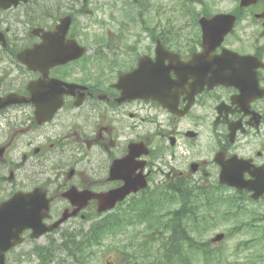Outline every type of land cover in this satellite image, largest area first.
Wrapping results in <instances>:
<instances>
[{
  "label": "flooded vegetation",
  "instance_id": "af4514ba",
  "mask_svg": "<svg viewBox=\"0 0 264 264\" xmlns=\"http://www.w3.org/2000/svg\"><path fill=\"white\" fill-rule=\"evenodd\" d=\"M190 2L114 0L133 21L85 35L80 15L101 1L0 0L3 264H82L78 252L93 251L67 240L108 235L107 215L142 189L105 213L99 198L129 181L214 184L264 227V0ZM64 20L66 41H86L80 59L63 61L54 32ZM34 190L49 200L38 227L76 212L37 239L30 206L12 199Z\"/></svg>",
  "mask_w": 264,
  "mask_h": 264
},
{
  "label": "trees",
  "instance_id": "16d2710c",
  "mask_svg": "<svg viewBox=\"0 0 264 264\" xmlns=\"http://www.w3.org/2000/svg\"><path fill=\"white\" fill-rule=\"evenodd\" d=\"M165 189V188H163ZM168 190V189H166ZM178 191V200H175L179 207L175 209L173 212L172 218L167 221H161L160 224H163L165 229V232L167 233L166 236V242L170 246H172L174 250V254H166L164 255V258H167V262L169 264H190V255L194 254V250L202 249L205 256V261L207 264L215 262L213 260H216V256L213 253L207 254L203 248L205 243H197L196 239L192 237L191 232L195 230L194 227H199L202 225V231L197 229V232H206L209 229H212L218 224V221L208 220L205 219L204 222L199 223L198 220H196V216L198 215L196 213L197 206L199 207L200 203V190L197 191L195 194H193L191 189H186L185 187H182L178 190H174L173 192ZM166 192L164 191H161ZM207 209L210 211L211 209L216 210L215 202L212 200L210 202H207L206 204ZM131 208H135V212L137 213L136 218L138 220H142L145 209L147 210L144 203L138 204L135 206H130ZM207 211V210H206ZM180 216V217H179ZM119 215H116L112 217L111 219L115 220L117 222ZM189 218V222H186L185 219ZM229 218V217H228ZM226 218V219H228ZM200 224V225H199ZM188 226H190V234L188 231ZM96 239V238H95ZM202 245V248L200 246ZM197 252V251H196ZM135 256V254H133ZM218 262L221 261V257L217 259Z\"/></svg>",
  "mask_w": 264,
  "mask_h": 264
},
{
  "label": "rangeland",
  "instance_id": "374dc122",
  "mask_svg": "<svg viewBox=\"0 0 264 264\" xmlns=\"http://www.w3.org/2000/svg\"><path fill=\"white\" fill-rule=\"evenodd\" d=\"M102 1L103 4L101 7L97 8L95 10V14L99 18L104 19V25H102L103 28L106 30H113L118 27V22L121 19V13L119 9H113L111 8L110 4L113 0H97ZM108 4V5H105ZM111 15L113 18H111ZM89 19V16H81L80 21L86 22ZM99 32H103L104 29L98 28L95 26ZM109 32V31H108ZM247 217L244 218L246 220ZM231 225V223H225L220 225L219 227H216L215 229H212L208 231L207 233L202 236V239L210 240L214 236V234L217 232H226V229ZM130 238V235L127 236ZM252 237H257L255 241H250L246 246L238 247L236 250L233 251L237 245L242 240L251 239ZM121 236H116L115 238H110L106 241L105 248H97L95 249L97 251L96 256L93 258V261L91 264H106L108 261L114 264H118L119 260L121 259V253L118 251V244L121 241ZM58 242L61 241V239H57ZM261 239L259 238V232L256 230V228H244L240 233H234L233 235H230V237H227L226 239L222 240V242L218 244H211L210 247L213 249L218 248L219 250L224 251L223 255L225 258L228 259L230 264H241V261L244 260L246 257H257L260 255H264V249L260 246ZM193 264H202L201 257L195 258L193 261Z\"/></svg>",
  "mask_w": 264,
  "mask_h": 264
},
{
  "label": "water",
  "instance_id": "95a60500",
  "mask_svg": "<svg viewBox=\"0 0 264 264\" xmlns=\"http://www.w3.org/2000/svg\"><path fill=\"white\" fill-rule=\"evenodd\" d=\"M83 51V50H82ZM82 51L80 52V54L82 53ZM229 183H231V182H229ZM130 190H115V191H113L105 200H103V202H104V206L102 207V209H105L106 207H111L112 206V204L114 203V201L116 200V199H122L123 197H124V195L126 194V193H128ZM30 196V197H29ZM27 198L29 199V201H30V206H31V210H32V212H31V215H30V217H28L27 219L31 222V225L33 226V225H35V223H37L38 222V219H40V218H38L37 216H35V214H34V211L33 210H38V209H40L41 207H43V206H46L47 207V203L46 204H44L43 206L40 204V202H41V200H40V198L37 196V191L35 190V191H33L32 193H31V195H29ZM42 230H40V232H41ZM35 232V231H34ZM40 232L38 231V233H36L35 234V236L37 237L38 235H40ZM221 238V235H217L216 236V239H220Z\"/></svg>",
  "mask_w": 264,
  "mask_h": 264
}]
</instances>
